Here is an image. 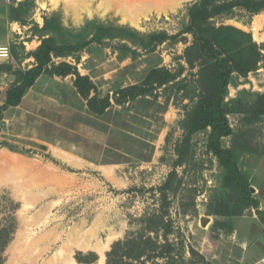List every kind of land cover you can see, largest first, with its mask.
Segmentation results:
<instances>
[{
  "label": "rangeland",
  "instance_id": "obj_1",
  "mask_svg": "<svg viewBox=\"0 0 264 264\" xmlns=\"http://www.w3.org/2000/svg\"><path fill=\"white\" fill-rule=\"evenodd\" d=\"M26 1L30 4L23 21L31 35H23L25 41L40 36L33 33L35 19L46 16L54 18L61 29L45 34L75 43L91 39L100 26L127 28L140 36L175 35L187 26L190 8L200 0H65V7L59 4L61 0H50L56 7L50 5L43 12L35 0L34 5ZM122 20L127 21L123 24ZM214 20L216 25L250 32L254 41L264 44V11L256 15L237 11L232 18ZM191 41V35L184 34L146 53L133 40H105L74 56L56 59L89 77L95 86L92 96L111 97L112 106L103 115L88 110L73 86V75L41 76L20 106L3 112L8 131H0V223L6 199L18 206L17 227L3 252V264H80L77 258L90 262L92 254L96 257L90 264H107L112 245L128 237L150 236L162 246L163 231L156 238L145 230L148 218L162 214L172 223V233L166 237L175 250L146 264H202L205 258L209 264H237L236 246L230 247L229 242L239 245V239L234 231L215 229V221L223 218L208 212L223 192L222 168L206 152L209 130L192 136L186 160L176 165L183 139L180 122L188 101H175L172 95L164 107L163 95L122 105L113 100L117 88L141 83L153 68L174 71L179 63L187 68L182 56ZM123 44L140 54L131 57ZM13 47L19 60L10 57L8 64L13 70L28 69L32 62L25 60L28 52L22 42L10 50ZM9 84L7 78L0 80V91ZM243 90L249 94L241 97L248 101L264 93V68L247 78H236L226 101ZM227 117L236 141L246 139L257 151L241 157L251 164L246 174L261 189L258 197L264 205V118L251 123L244 114ZM232 143L231 137L222 140L225 148ZM173 170L178 187L167 192L164 206L159 188ZM255 213L251 208L243 215Z\"/></svg>",
  "mask_w": 264,
  "mask_h": 264
},
{
  "label": "trees",
  "instance_id": "obj_2",
  "mask_svg": "<svg viewBox=\"0 0 264 264\" xmlns=\"http://www.w3.org/2000/svg\"><path fill=\"white\" fill-rule=\"evenodd\" d=\"M32 5L34 1L31 0ZM29 2L23 0L16 7L10 6L8 14L11 21L24 25L23 14ZM237 11L249 15H256L264 11V0H200L194 4L188 14V24L175 35L166 32L151 33L140 36L138 33L121 27H98L93 36L84 42H59L55 36L45 32L60 30L61 27L54 18L44 17L43 26L38 29L33 26V33H39L40 44L34 51L24 56L33 58V65L25 70H13L11 64H0V71L12 75L13 80L0 91V121L2 114L10 107L21 105L24 95L41 76L48 77H75L73 86L76 93L86 101L88 110L95 115H103L112 106L111 97H99L95 86L88 76L80 75L76 68L67 62H56V59L74 56L86 50L93 44H102L105 40L129 39L137 43L146 53L167 42H176L184 34L192 37L190 45L184 49L182 56L187 68L179 63L176 70L166 67L151 69L144 80L136 85L117 88L113 93L115 104L133 103L141 98L151 97L156 100L166 96L164 107L167 106L171 96L175 101L187 100L184 106V116L180 122L183 139L177 148L178 159L176 165L185 161L189 152L192 136L208 131L206 152L214 156L222 168L223 192L209 205V213L223 218L216 220L214 228L233 231L231 221L241 217L248 209H255L261 222L264 224V211L259 210V201L250 191L251 182L247 174L240 168L242 153L257 154L246 143V139L238 142L227 115L230 113L244 114L251 122H258L264 118V93L255 94L253 100L242 99L241 95H248L245 90L238 97L226 101L229 87L236 78H247L250 73L264 68V44L254 41L250 32L243 31L232 25H216L215 18H232ZM123 49L135 58L140 53L131 50L126 45ZM11 58L19 60L15 47L12 48ZM187 71L186 76L183 77ZM161 90L160 95L157 93ZM231 137L233 143L229 148L222 145L224 138ZM176 171L169 173L165 183L159 188L163 204L168 203L167 192H175L178 184ZM7 205L2 213L0 223V264H3V252L16 230L17 224L14 213L18 206L6 199ZM165 207H162V210ZM161 212V211H160ZM164 215H156L145 221V230L156 235L163 231L164 244L158 245L157 239L150 236L126 238L123 242H116L106 254L107 264H146V261L164 257L163 252L170 253L175 250L168 241L167 235L172 233V223L164 220ZM155 221V222H153ZM152 223V224H151ZM151 224V225H149ZM162 248L161 253H156ZM136 249L135 254L132 251ZM166 249V250H165ZM192 252V251H191ZM153 254V256H152ZM90 262L77 258L80 264H90L95 261V255ZM143 257H146L142 260ZM148 261V262H149ZM200 263V262H197ZM203 263V262H201Z\"/></svg>",
  "mask_w": 264,
  "mask_h": 264
},
{
  "label": "crops",
  "instance_id": "obj_3",
  "mask_svg": "<svg viewBox=\"0 0 264 264\" xmlns=\"http://www.w3.org/2000/svg\"><path fill=\"white\" fill-rule=\"evenodd\" d=\"M22 1L23 0H0V46H8L10 48L11 45H18L19 43L22 42V44L25 47V50L29 52V51H34L38 47V45L40 44L39 37L34 36L31 40L25 41L23 39L24 38L23 35L26 34L27 35L26 37H29L31 35V32L28 31L29 27L21 25L15 21H11L7 11L10 6L16 7ZM35 4H37V9L41 12H43L45 9L47 10L48 7H50V5L52 8L56 7L54 6V3H52L50 0H35ZM59 4H62L65 7V0H61ZM35 22L39 28L43 26V18H39V20L36 18ZM32 45H33L32 49L31 50L28 49ZM25 60L26 61L30 60L32 62V64L28 68H30L34 63L33 58H26ZM8 61H2L0 62V64H8L9 63ZM3 78H7L9 82L13 80L12 75L8 74L7 72H1L0 80H3ZM0 90H2V88H0ZM11 108H15V107H10L8 109ZM241 160H244V163H239V166L241 165L244 166L242 170L246 173V171L249 170V168L251 167V164L248 163L246 157L244 158L242 156L240 158V161ZM251 187L255 189V193H253V195L259 201V210L264 211V205L260 200L261 198L258 197V195H261V189L253 184L251 185ZM255 215L253 216L243 215L231 221V224L233 226V231L235 233V235L233 236L235 237L237 236V238L240 241L239 245L238 244L235 245V243H233L234 241L232 240L229 242L230 247L236 246L235 249L237 251L236 252L237 260H239L237 264H264V229H263L264 224L261 222V220L259 219L256 213ZM238 252H240V254H238ZM211 257L213 259L216 258L215 255ZM205 260L207 261V264H209L208 259L205 258ZM206 261L204 262L205 264Z\"/></svg>",
  "mask_w": 264,
  "mask_h": 264
},
{
  "label": "built area",
  "instance_id": "obj_4",
  "mask_svg": "<svg viewBox=\"0 0 264 264\" xmlns=\"http://www.w3.org/2000/svg\"><path fill=\"white\" fill-rule=\"evenodd\" d=\"M10 48L8 46H0V62L10 59Z\"/></svg>",
  "mask_w": 264,
  "mask_h": 264
},
{
  "label": "water",
  "instance_id": "obj_5",
  "mask_svg": "<svg viewBox=\"0 0 264 264\" xmlns=\"http://www.w3.org/2000/svg\"><path fill=\"white\" fill-rule=\"evenodd\" d=\"M0 131H2V133H7L8 131L7 123L4 120L0 121ZM250 191L251 193H255V189L253 187H250Z\"/></svg>",
  "mask_w": 264,
  "mask_h": 264
},
{
  "label": "bare ground",
  "instance_id": "obj_6",
  "mask_svg": "<svg viewBox=\"0 0 264 264\" xmlns=\"http://www.w3.org/2000/svg\"><path fill=\"white\" fill-rule=\"evenodd\" d=\"M119 15V14H118ZM127 20H122V23L125 24ZM136 24V23H135ZM73 264V263H70Z\"/></svg>",
  "mask_w": 264,
  "mask_h": 264
}]
</instances>
